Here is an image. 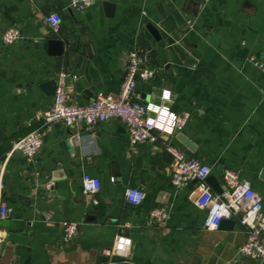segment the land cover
Segmentation results:
<instances>
[{
    "label": "crops",
    "instance_id": "0c3cea01",
    "mask_svg": "<svg viewBox=\"0 0 264 264\" xmlns=\"http://www.w3.org/2000/svg\"><path fill=\"white\" fill-rule=\"evenodd\" d=\"M69 1L0 0V180L9 211L0 222V264H264L237 253L246 238L237 220L203 227L194 184L173 185L164 150L169 140L208 164L220 188L224 170L237 172L264 204V74L249 61L264 60V0H94L83 10ZM52 12L61 16L57 31L45 20ZM11 25L21 37L7 45L1 35ZM133 49L156 69L136 88L142 103L187 113L181 131L131 144L119 119L45 129L54 91L44 82L66 72L74 104L117 93ZM38 128L34 163L9 153L12 141ZM84 173L99 178L93 196L82 192ZM127 187L145 192L140 204L127 203ZM155 206L169 209L165 223L149 219ZM65 220L79 224L68 242ZM9 233L29 241H10Z\"/></svg>",
    "mask_w": 264,
    "mask_h": 264
},
{
    "label": "built area",
    "instance_id": "2783aa9c",
    "mask_svg": "<svg viewBox=\"0 0 264 264\" xmlns=\"http://www.w3.org/2000/svg\"><path fill=\"white\" fill-rule=\"evenodd\" d=\"M94 0H70L69 7L83 10ZM204 2L209 0H203ZM146 15V12H142ZM46 22L57 31L61 16L52 12L45 18ZM21 37L19 29L8 26L1 35L3 43L9 45ZM249 61L264 74V60L255 56ZM156 74L146 57V53L133 49L128 53V60L122 75L120 89L117 93L98 92L85 104H74L70 100L72 86L66 72H60L56 78V89L50 108L42 114L43 126L48 129L54 122H61L67 127H93L109 119H119L125 123L131 144L156 142L159 137H170L181 131L188 120V114L173 112L169 105L142 103L136 88L140 82L148 81ZM264 96V91H263ZM43 131L38 128L24 137L11 143L9 153L23 155L28 163H34L42 145ZM164 150L171 157V182L176 187L194 184V205L205 211L203 227L208 230L219 228L224 219H234L243 226L246 232L245 241L238 246L237 253L251 260L264 263V204L260 194L239 178L237 172L224 170L222 179L224 187L221 192L213 189L208 181L211 167L196 157L188 156L169 140L164 144ZM4 161L0 159V177ZM81 188L85 195L93 196L100 189L98 177L84 173L81 178ZM2 184L0 180V221L8 217V208L1 200ZM145 192L138 188L127 187L124 198L131 205L140 204ZM98 204L97 199H92ZM148 217L156 224H163L169 218V209L165 206H155L148 212ZM125 222L123 226H129ZM79 224L75 221L61 222V240L68 242L78 232ZM104 255L111 251L105 249Z\"/></svg>",
    "mask_w": 264,
    "mask_h": 264
},
{
    "label": "water",
    "instance_id": "95a60500",
    "mask_svg": "<svg viewBox=\"0 0 264 264\" xmlns=\"http://www.w3.org/2000/svg\"><path fill=\"white\" fill-rule=\"evenodd\" d=\"M73 47L74 46L72 45L69 48L74 49ZM78 60H79V57H77V61ZM42 87L45 89L46 92H52V91L55 92L56 81L55 80H52L51 82L46 81L42 84ZM179 139H181L185 144L188 145V143L185 141V137L183 136V134L179 135ZM208 181L212 185L214 190L221 192L222 188L219 187V185L216 182V179L212 175L208 177ZM5 221L6 220H1L0 222L3 223ZM233 224H234V219H224L220 222L219 228H230ZM8 240L13 241V242L23 243V244H26L29 241L28 237L22 234H18V233H9Z\"/></svg>",
    "mask_w": 264,
    "mask_h": 264
},
{
    "label": "snow or ice",
    "instance_id": "6c2138e0",
    "mask_svg": "<svg viewBox=\"0 0 264 264\" xmlns=\"http://www.w3.org/2000/svg\"><path fill=\"white\" fill-rule=\"evenodd\" d=\"M166 95H167V93H166Z\"/></svg>",
    "mask_w": 264,
    "mask_h": 264
}]
</instances>
